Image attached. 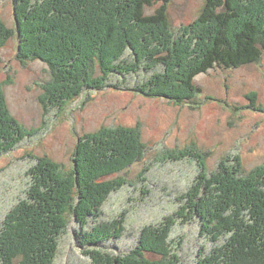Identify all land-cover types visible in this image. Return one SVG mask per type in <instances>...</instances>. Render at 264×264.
<instances>
[{"label":"trees","instance_id":"obj_1","mask_svg":"<svg viewBox=\"0 0 264 264\" xmlns=\"http://www.w3.org/2000/svg\"><path fill=\"white\" fill-rule=\"evenodd\" d=\"M173 2L16 0L17 28L0 22V50L17 35L21 63L41 61L49 67L52 78L39 99L47 112H63L86 93L111 88V76L137 74L142 66H161L164 72L138 92L189 104L204 94L196 85L199 76L216 67L240 69L262 60L264 0H207L201 18L179 32L170 20ZM157 5L156 13L147 15ZM35 134L13 116L0 83V157ZM199 153L192 157L200 163L205 155ZM145 155L141 132L118 127L81 137L71 172L39 158L27 198L1 228L0 264H54L73 219L82 228L78 240L93 264H181L170 243L179 219L198 220L205 237L223 239L224 245L201 255L198 264H264V165L246 174L240 160L224 162L213 174L202 161L182 208L159 227L145 229L130 255L114 257L99 250L124 230L122 222H99L102 207L128 184L120 175ZM91 221L95 225L89 229Z\"/></svg>","mask_w":264,"mask_h":264},{"label":"rangeland","instance_id":"obj_2","mask_svg":"<svg viewBox=\"0 0 264 264\" xmlns=\"http://www.w3.org/2000/svg\"><path fill=\"white\" fill-rule=\"evenodd\" d=\"M15 2L0 0V22L16 31ZM206 3L174 0L169 6L174 30L198 21ZM159 7L148 8L147 15ZM18 47L16 35L0 50V83L13 116L36 134L0 157V231L11 211L27 198L30 173L39 158L47 157L71 172L79 139L103 129H138L146 145L145 157L120 175L128 184L112 193L102 207L99 222H122L124 228L122 237L99 247L114 257L130 255L145 229L175 217L202 172V161L209 174L217 173L224 162L236 165L240 160L246 174L264 165V56L253 65L216 67L199 76L196 85L204 94L193 103L177 105L138 92L164 72L161 66L153 70L142 66L137 74L111 76V88L86 93L63 112H47L39 99L42 86L52 78L51 70L41 61L21 63ZM199 152L205 155L200 163L192 157ZM94 225L91 221L89 229ZM80 232L73 219L60 240L54 264H93L79 243ZM170 243L181 264H198L201 255H211L224 245L223 239L213 242L205 237L198 220L180 219ZM148 258L160 259L151 254Z\"/></svg>","mask_w":264,"mask_h":264}]
</instances>
